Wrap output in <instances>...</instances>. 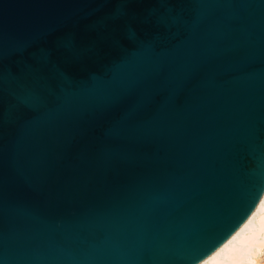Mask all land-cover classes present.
Segmentation results:
<instances>
[{"label":"water","instance_id":"95a60500","mask_svg":"<svg viewBox=\"0 0 264 264\" xmlns=\"http://www.w3.org/2000/svg\"><path fill=\"white\" fill-rule=\"evenodd\" d=\"M264 199V0H0V264H206Z\"/></svg>","mask_w":264,"mask_h":264},{"label":"bare ground","instance_id":"6f19581e","mask_svg":"<svg viewBox=\"0 0 264 264\" xmlns=\"http://www.w3.org/2000/svg\"><path fill=\"white\" fill-rule=\"evenodd\" d=\"M206 264H264V199L253 221Z\"/></svg>","mask_w":264,"mask_h":264}]
</instances>
